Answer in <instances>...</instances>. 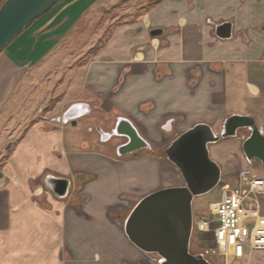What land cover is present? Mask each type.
Returning a JSON list of instances; mask_svg holds the SVG:
<instances>
[{
    "label": "crops",
    "instance_id": "1",
    "mask_svg": "<svg viewBox=\"0 0 264 264\" xmlns=\"http://www.w3.org/2000/svg\"><path fill=\"white\" fill-rule=\"evenodd\" d=\"M79 2L59 0L0 53V264H160L130 242L118 218L156 190L185 185L163 153L181 133L204 123L220 134L232 115L253 116L264 132V0H164L128 14L95 55L70 63L61 47L78 24L63 27ZM224 22L231 38L216 35ZM29 92L40 95L36 106ZM43 96L54 105H41ZM80 102L92 112L65 122ZM9 114L19 116L11 133ZM96 115H113L112 129L128 119L150 148L119 155L90 128ZM246 137H238L244 160L214 151L221 170L223 162L236 163L229 174L250 163ZM48 176L70 180L66 197ZM90 242L102 252L91 254ZM260 258L252 252L245 261Z\"/></svg>",
    "mask_w": 264,
    "mask_h": 264
},
{
    "label": "water",
    "instance_id": "2",
    "mask_svg": "<svg viewBox=\"0 0 264 264\" xmlns=\"http://www.w3.org/2000/svg\"><path fill=\"white\" fill-rule=\"evenodd\" d=\"M59 0H5L0 6V53L36 20L49 12ZM162 33L153 29V37ZM216 35L231 38L233 25L224 22L217 26ZM88 103L73 104L64 114L65 122L73 124L85 114H90ZM166 129V128H164ZM250 133L242 143V150L249 162H264V132L251 115H232L216 134L209 124H197L177 136L163 151L167 159L180 171L185 185L156 190L139 200L124 224V231L131 243L148 254L160 257V264H212L201 253L190 251L194 223V198L210 192L221 179V166L210 157L209 145L221 139L240 137L239 131ZM103 141L114 136L128 139L118 147L124 155L142 148H150L138 130L126 118H120L114 129L106 132L98 128ZM47 185L58 197L68 195L71 182L67 178L48 176Z\"/></svg>",
    "mask_w": 264,
    "mask_h": 264
},
{
    "label": "rangeland",
    "instance_id": "3",
    "mask_svg": "<svg viewBox=\"0 0 264 264\" xmlns=\"http://www.w3.org/2000/svg\"><path fill=\"white\" fill-rule=\"evenodd\" d=\"M149 0H82V2L76 3L73 13L70 15V23L65 25L63 27V30L69 29V27L77 22L78 24V30L73 31V41L72 44L68 48H66L64 45L61 47L63 50H66V56L71 61L70 63H80L85 62L86 59L88 60L93 56V49L99 44L101 40H105L113 31V27L118 24L119 22H123L126 19H128V14L134 15L136 18L139 17L141 14H143L140 11V8L142 5H145ZM96 3V7L89 11L86 16L84 15V9L88 7L92 3ZM1 3V1H0ZM100 5V6H99ZM102 5V6H101ZM131 15V16H132ZM80 18V19H79ZM35 23V22H34ZM34 23L31 25L33 26ZM30 26V27H31ZM29 28V27H28ZM27 28V29H28ZM66 44V43H65ZM48 45H39L37 47V51L31 56V61H35L40 57L43 53V51L47 50ZM46 49V50H45ZM4 51V50H3ZM2 51V52H3ZM28 53V51L26 52ZM44 98V96H43ZM45 102H42L41 105H44L46 102H48V97L45 96L44 98ZM38 100H41L40 95L36 93L33 95L32 93H28L26 101L33 102L31 106H36ZM36 102V103H35ZM41 103V102H40ZM55 103L54 99H51L47 104L48 106H53ZM19 110L21 111L22 108L19 107ZM103 115V114H102ZM18 115L9 114L6 117L7 123H11V125H7L8 131H11V127L13 128L16 124V121L18 119ZM90 117L84 116L81 118L80 122H82L84 125L90 123ZM99 120V121H98ZM108 121V122H107ZM97 122L101 123L100 125H97ZM83 124L81 126H83ZM91 127L93 128V131L98 132V128L102 127L106 132L108 130L110 131L113 126V115L108 116H97L95 119L91 120ZM84 127V126H83ZM88 128V127H87ZM243 132V134H242ZM11 133V132H10ZM88 134H94V132H88ZM250 133L249 130H241L239 131V134L248 136ZM100 134V133H99ZM225 139H221L218 142L212 143L209 145V153L210 157L216 161L213 157L214 151L217 150L219 154H221L223 157L227 156V154H238L241 160L243 159V155L241 152V139L240 138H228L226 145L224 143ZM238 140V141H237ZM124 141V138L122 136H114L111 139L107 140L105 144L107 146H110L113 150H116V146ZM108 149V148H107ZM3 158L0 156V166L3 162ZM217 162V161H216ZM218 163V162H217ZM219 164V163H218ZM223 169H222V177H226L228 175H231L229 173L236 172L237 165L234 162L225 163L223 162ZM220 166V164H219ZM246 167H251L255 169L260 175H264V162L253 159L252 162H250ZM221 194V189L219 184L213 188L210 192H207L203 195L197 196L194 198L193 201V209L195 213L206 211L209 208V204L217 199H219V196ZM262 206L264 209V197L261 198ZM130 212H123L119 216L118 220L121 221L122 226L124 227L125 221L127 217L129 216ZM117 218V216H115ZM90 248L91 254L95 253H101L102 250L100 249V245L95 242H90ZM190 251L192 253H203L206 258L212 263V264H228L226 258L222 255V252L218 249H216V246L214 244L208 243V242H201L200 238L198 237V234L196 231L192 234L191 237V244H190ZM155 258L157 257L156 254H151ZM253 255H258L261 258L259 259L258 264H264V250H255L253 252ZM241 264H257L256 261H244Z\"/></svg>",
    "mask_w": 264,
    "mask_h": 264
},
{
    "label": "built area",
    "instance_id": "4",
    "mask_svg": "<svg viewBox=\"0 0 264 264\" xmlns=\"http://www.w3.org/2000/svg\"><path fill=\"white\" fill-rule=\"evenodd\" d=\"M219 186V199L206 211L194 212L193 230L201 242L214 244L228 264H241L246 254L264 250V175L244 167L222 177Z\"/></svg>",
    "mask_w": 264,
    "mask_h": 264
},
{
    "label": "trees",
    "instance_id": "5",
    "mask_svg": "<svg viewBox=\"0 0 264 264\" xmlns=\"http://www.w3.org/2000/svg\"><path fill=\"white\" fill-rule=\"evenodd\" d=\"M0 1H1L0 3V6H1L5 0H0ZM162 1L164 0H149L145 5H142V7L140 8V11L145 12L146 10L152 9L158 4H160ZM108 37L105 40H101L99 44L93 49L94 51L93 55H95L105 45V42L108 39Z\"/></svg>",
    "mask_w": 264,
    "mask_h": 264
},
{
    "label": "flooded vegetation",
    "instance_id": "6",
    "mask_svg": "<svg viewBox=\"0 0 264 264\" xmlns=\"http://www.w3.org/2000/svg\"><path fill=\"white\" fill-rule=\"evenodd\" d=\"M123 138H124V141L121 142L120 144H118V145L116 146V151L118 150V147H119V146H121V145L127 143V140H128V139H127L126 137H123Z\"/></svg>",
    "mask_w": 264,
    "mask_h": 264
}]
</instances>
